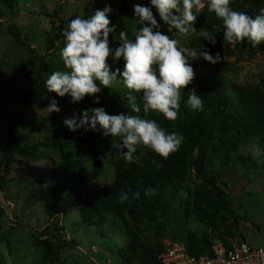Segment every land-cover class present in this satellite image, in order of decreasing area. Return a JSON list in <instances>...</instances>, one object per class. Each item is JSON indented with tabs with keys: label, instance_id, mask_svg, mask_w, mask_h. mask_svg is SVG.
<instances>
[{
	"label": "rangeland",
	"instance_id": "1",
	"mask_svg": "<svg viewBox=\"0 0 264 264\" xmlns=\"http://www.w3.org/2000/svg\"><path fill=\"white\" fill-rule=\"evenodd\" d=\"M106 4L113 9L110 26L116 25V32L109 36L112 46H118L120 31H127L129 38L134 39L139 26L133 18V5H148V0H126L125 3L121 0H15L13 9L0 0L3 100L11 92L22 94L32 90L40 76L45 82L52 72L65 70L59 51L64 46L63 32L68 22L77 15L90 18ZM201 10L194 8L193 12L197 15ZM54 11L63 20L62 24ZM59 25H63L62 37L52 47L48 39L58 34ZM162 31L171 35L163 25ZM16 36L32 51L17 46ZM173 38L179 40L180 46L198 51V38L189 40L178 35ZM108 62L112 63L111 58ZM189 62L195 71L193 89L196 92L213 90L212 64L202 58H190ZM230 62L232 68L226 75L234 83L254 87L264 78L262 53H246ZM112 67L113 70L122 68L123 61ZM128 92L120 83L112 89L104 87V101L99 104L86 98L72 104L69 97L46 96L45 108L55 98L61 109L50 115L45 108L35 105L11 104L9 111L23 121L15 132L18 146L46 143L49 146H40L32 159L17 156L6 168L1 165V158L11 117L0 113V210L4 214L0 221V264H161V256L170 243L187 242L189 236L191 243L197 245L200 240H213L216 226L227 241L264 248V149H260L257 138L238 149L242 162L234 152L224 151L219 139L214 138L207 148L197 152V163L187 171L181 167L145 168L147 177L158 183L159 190L169 192L166 197L169 207L148 214L141 230L129 217L124 203L119 202L120 192L113 187L117 163L115 145L120 137L105 136L91 144H52L63 121L74 112L104 107L110 115L128 114L130 109L125 98ZM69 163L76 165L81 179L67 176ZM168 179L173 180V185H168ZM83 183L89 194L82 197L81 207L57 215L48 213L46 205L52 199V188L59 202L73 201L74 188ZM239 183L242 193L238 198L233 191ZM187 201L190 207L186 214ZM105 206L109 209H103ZM55 225L66 234L68 246L58 242H53V247L39 246L36 239L45 240L41 234ZM123 248L128 250L121 255ZM145 253L149 254L147 259Z\"/></svg>",
	"mask_w": 264,
	"mask_h": 264
},
{
	"label": "clouds",
	"instance_id": "2",
	"mask_svg": "<svg viewBox=\"0 0 264 264\" xmlns=\"http://www.w3.org/2000/svg\"><path fill=\"white\" fill-rule=\"evenodd\" d=\"M233 2L149 0L148 5L134 4L133 18L139 26L138 30L134 39L129 38L127 31H120L118 46H112L109 39L110 34L116 32V25L110 26L109 16L113 12L110 4L97 9L90 18L77 15L71 19L63 32L64 46L59 51L65 70L54 71L47 77V92L61 98L67 96L72 104L86 97H95L92 102L99 104L97 94L102 88L112 89L114 84L120 83L129 90L125 98L130 112L110 115L104 107L88 108L79 114L74 112L63 121L64 126L71 132L83 129L85 132L102 131L104 136L120 137V155L128 163H139V156L135 155L139 146L148 147L163 159L177 152L184 141L183 135L170 133L156 120L144 117L156 112L167 120L177 119L181 90L186 89L195 78L190 58H202L215 65L221 61V55H213L204 47L198 52L180 46L179 40L173 36L189 40L202 38L215 46L217 40L214 33L195 27L197 15L193 9L199 11L207 6L223 22V44L235 45L246 41L253 47L260 46L264 43V8L253 17L233 10L230 6ZM162 25L171 35L162 31ZM120 61H123V67L113 70L112 66ZM186 105L192 111L203 110V101L195 89L188 96ZM45 110L49 115L61 111L55 98L50 100ZM141 112L143 117L139 115ZM144 195H155V191L145 190ZM139 197L140 192L136 191L133 198ZM128 200L129 193L122 191L119 202Z\"/></svg>",
	"mask_w": 264,
	"mask_h": 264
},
{
	"label": "trees",
	"instance_id": "3",
	"mask_svg": "<svg viewBox=\"0 0 264 264\" xmlns=\"http://www.w3.org/2000/svg\"><path fill=\"white\" fill-rule=\"evenodd\" d=\"M126 0H121L125 3ZM149 1V0H148ZM4 4L13 9L15 0H3ZM233 10L238 12H245L250 16L259 14L260 10L264 8V0H234L230 5ZM56 19L63 23L58 13L54 11ZM156 15V13H154ZM195 27L199 29H207L210 33L216 35L217 43L215 46L210 45L202 38H198L196 46L198 51L203 47L211 51L213 55L219 53L221 61L212 64V78L213 90L197 91L203 101L202 111H192L187 105L188 96L193 90V84L187 86L186 89L181 90V107L178 112L177 119L167 120L162 114L154 113L151 117H144L146 119L156 120L162 128L168 132H176L182 134L184 141L179 150L172 153L167 159L159 157L151 149L146 146H139L135 155L139 156V163H128L120 155L119 144L121 139L115 145L117 153V163L115 166V181L114 189L118 192L126 191L129 193V200L124 203L129 217L139 226L148 218V214H154L159 211H165L169 205L166 202L167 193L162 192L157 187V182L154 179L147 177L145 168H159L168 170L175 167H181L187 171L190 167L197 163V152L207 148L212 139L218 138L221 148L227 153L234 152L237 155V160L242 162V157L237 154L241 146H245L254 138H257L260 143V149H264V78L254 87H244L238 83H234L227 78L226 72L231 71L232 65L230 59L241 57L244 54L262 53L264 54V43L258 47H253L248 42L237 43L235 45L223 44L224 27L223 22L213 12H210L205 6L197 14ZM63 25L58 26V34L55 37L48 39L50 46L54 47L56 41L62 37ZM16 45L26 48L29 51L30 46L25 42L15 37ZM100 103L104 100L102 98V90L97 94ZM56 96L55 93H48L45 87V82L40 76L39 82L35 84L32 90H27L22 94L11 92L6 98L2 97L0 89V113L8 114L11 117V123L7 129V142L2 153L1 165L6 168L16 161V157L24 159H32L36 157L40 146H49L36 144L25 147H20L17 144V136L15 132L21 127L23 121L17 115L9 111V106L13 103L30 106L35 105L38 108H45V97ZM67 97V96H66ZM63 97V98H66ZM86 99L93 101L95 97H86ZM142 117L143 113L140 114ZM105 137L101 132H85L83 129L77 132H71L66 126H62L58 133L52 138V144L62 145L69 144H91ZM126 151V149H124ZM76 164V163H75ZM67 176L74 179H81L82 175L78 173L76 165H66ZM169 184L173 185V180L168 179ZM85 183L80 184L74 188L73 201L65 200L59 202V197L55 193V189H51L52 199L46 205L48 213L57 215L65 213L69 209L79 208L83 205L82 197H87L88 192L85 190ZM153 189L155 195L145 196V190ZM136 191L140 192L139 199L133 198ZM190 203L187 201L185 208L186 214L189 213ZM103 209L108 210L105 206ZM4 214L0 210V221ZM202 221V220H201ZM217 226L214 228V236L228 242L227 239L220 234ZM219 233V234H218ZM46 237L45 240L36 239L39 246L53 247V242L63 243L68 246L66 234L58 226L55 225L51 229H46L41 237ZM214 238V239H216ZM213 239V240H214ZM212 239L200 240L199 244H192V237L189 236L187 242L188 249L192 255L201 256L208 253L211 248ZM128 248L121 249L120 254L124 255ZM148 253H145V259L148 258ZM143 259L142 262L145 260Z\"/></svg>",
	"mask_w": 264,
	"mask_h": 264
},
{
	"label": "built area",
	"instance_id": "4",
	"mask_svg": "<svg viewBox=\"0 0 264 264\" xmlns=\"http://www.w3.org/2000/svg\"><path fill=\"white\" fill-rule=\"evenodd\" d=\"M161 264H264V248L216 238L207 254L196 256L185 242L174 241L163 252Z\"/></svg>",
	"mask_w": 264,
	"mask_h": 264
},
{
	"label": "water",
	"instance_id": "5",
	"mask_svg": "<svg viewBox=\"0 0 264 264\" xmlns=\"http://www.w3.org/2000/svg\"><path fill=\"white\" fill-rule=\"evenodd\" d=\"M241 193H242V184L239 183L237 185V188L233 191V194L236 196V197H240L241 196Z\"/></svg>",
	"mask_w": 264,
	"mask_h": 264
}]
</instances>
